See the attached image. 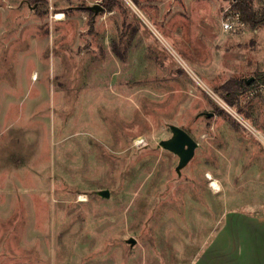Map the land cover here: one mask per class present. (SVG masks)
Listing matches in <instances>:
<instances>
[{
  "label": "rangeland",
  "instance_id": "1",
  "mask_svg": "<svg viewBox=\"0 0 264 264\" xmlns=\"http://www.w3.org/2000/svg\"><path fill=\"white\" fill-rule=\"evenodd\" d=\"M263 73L233 0H0V264H205L264 213Z\"/></svg>",
  "mask_w": 264,
  "mask_h": 264
},
{
  "label": "crops",
  "instance_id": "2",
  "mask_svg": "<svg viewBox=\"0 0 264 264\" xmlns=\"http://www.w3.org/2000/svg\"><path fill=\"white\" fill-rule=\"evenodd\" d=\"M228 214L215 253L206 256L205 264H264V213L238 209L223 216Z\"/></svg>",
  "mask_w": 264,
  "mask_h": 264
},
{
  "label": "trees",
  "instance_id": "3",
  "mask_svg": "<svg viewBox=\"0 0 264 264\" xmlns=\"http://www.w3.org/2000/svg\"><path fill=\"white\" fill-rule=\"evenodd\" d=\"M233 7L239 11L240 13V18L248 23L250 26H256L259 23H262L264 21V9H253L249 3L247 2V0H233ZM113 51L119 56V57H123V54L120 52L119 47L117 46V44L113 45ZM264 74V73H263ZM261 79L262 81V76L261 78H259V80ZM227 81L226 83H224L221 86V89L225 90V94H224V98L226 99V101L228 103H232L233 101V96H231V93L238 91L239 89H250L253 88L255 86H257L258 84H260V81L258 80H249V81H244V82H231ZM234 87H237V89L234 91ZM233 88V89H232ZM232 90V92H231ZM231 92V93H229Z\"/></svg>",
  "mask_w": 264,
  "mask_h": 264
},
{
  "label": "water",
  "instance_id": "4",
  "mask_svg": "<svg viewBox=\"0 0 264 264\" xmlns=\"http://www.w3.org/2000/svg\"><path fill=\"white\" fill-rule=\"evenodd\" d=\"M96 10L98 6H93ZM208 116L209 113H206ZM172 136L168 139L161 140V144L164 148L174 152L179 160L177 167L185 165L193 156L197 142L190 136V134L182 127L171 124ZM134 238H128V242L133 244Z\"/></svg>",
  "mask_w": 264,
  "mask_h": 264
},
{
  "label": "bare ground",
  "instance_id": "5",
  "mask_svg": "<svg viewBox=\"0 0 264 264\" xmlns=\"http://www.w3.org/2000/svg\"><path fill=\"white\" fill-rule=\"evenodd\" d=\"M56 18H58V19H60L62 16H61V14L60 13H58V14H56V16H55ZM140 140H138V141H136L137 143L139 142ZM209 174V173H208ZM209 178L212 180V182H211V187L213 188V189H215V190H220V185H219V183H218V181L215 179V178H213V176H211V174H209Z\"/></svg>",
  "mask_w": 264,
  "mask_h": 264
},
{
  "label": "built area",
  "instance_id": "6",
  "mask_svg": "<svg viewBox=\"0 0 264 264\" xmlns=\"http://www.w3.org/2000/svg\"><path fill=\"white\" fill-rule=\"evenodd\" d=\"M232 26H233V24H232V22L229 21V19H225L223 21V27L225 29H230V28H232Z\"/></svg>",
  "mask_w": 264,
  "mask_h": 264
}]
</instances>
